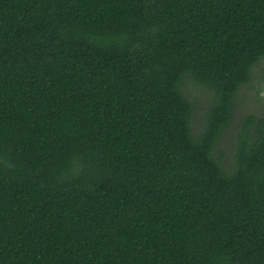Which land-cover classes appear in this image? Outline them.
<instances>
[{"label": "trees", "instance_id": "16d2710c", "mask_svg": "<svg viewBox=\"0 0 264 264\" xmlns=\"http://www.w3.org/2000/svg\"><path fill=\"white\" fill-rule=\"evenodd\" d=\"M259 63L264 0H0V264H264Z\"/></svg>", "mask_w": 264, "mask_h": 264}, {"label": "rangeland", "instance_id": "374dc122", "mask_svg": "<svg viewBox=\"0 0 264 264\" xmlns=\"http://www.w3.org/2000/svg\"><path fill=\"white\" fill-rule=\"evenodd\" d=\"M263 71L264 63H259V65L253 69L252 82L238 91L240 98L239 105L241 106V109H247V112H251L254 109L258 111L260 110L259 112L264 114V79L260 76ZM185 86L188 88L187 90L195 104L194 118L196 121L201 122V118H203L206 108L205 99L207 94H203L206 91L196 85L189 78L186 79ZM237 111H240V109H237Z\"/></svg>", "mask_w": 264, "mask_h": 264}]
</instances>
